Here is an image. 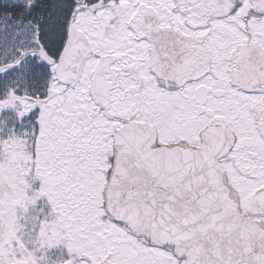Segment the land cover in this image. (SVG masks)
Listing matches in <instances>:
<instances>
[{"label":"snow or ice","instance_id":"1","mask_svg":"<svg viewBox=\"0 0 264 264\" xmlns=\"http://www.w3.org/2000/svg\"><path fill=\"white\" fill-rule=\"evenodd\" d=\"M0 264H264V0H0Z\"/></svg>","mask_w":264,"mask_h":264}]
</instances>
